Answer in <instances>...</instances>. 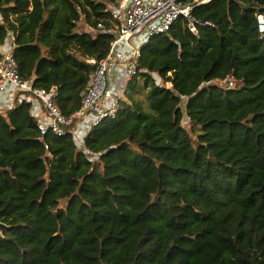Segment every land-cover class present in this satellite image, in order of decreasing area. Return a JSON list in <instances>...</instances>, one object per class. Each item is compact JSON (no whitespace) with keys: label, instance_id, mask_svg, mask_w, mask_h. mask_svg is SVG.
I'll list each match as a JSON object with an SVG mask.
<instances>
[{"label":"trees","instance_id":"1","mask_svg":"<svg viewBox=\"0 0 264 264\" xmlns=\"http://www.w3.org/2000/svg\"><path fill=\"white\" fill-rule=\"evenodd\" d=\"M183 2L198 33L181 16L152 36L83 139L0 112V264H264V0ZM113 3L0 0V61L12 30L21 77L71 115L114 36L79 22L109 27Z\"/></svg>","mask_w":264,"mask_h":264},{"label":"built area","instance_id":"2","mask_svg":"<svg viewBox=\"0 0 264 264\" xmlns=\"http://www.w3.org/2000/svg\"><path fill=\"white\" fill-rule=\"evenodd\" d=\"M196 1L200 4L209 0ZM193 7L194 4H184L183 0H115L109 7L110 26L99 22L96 28H89L95 33L103 31L114 36L104 58L87 57V62L96 65V69L81 91L80 108L71 115H65L57 103L56 86L36 87L32 79L21 77L14 56L15 32L9 31V38L1 46L0 112H6L18 102H26L31 105L41 135L50 132L63 136L70 131L77 139H83L90 128L106 117L115 116L128 91L126 81L138 76L142 48L152 36L168 32L181 16L189 21L191 31L198 33L196 23L199 21L192 15ZM257 19L259 30L264 32V11L258 13ZM119 77L122 86L113 90L112 84H116ZM233 84L230 78L228 85ZM4 95L8 96L7 103L2 101Z\"/></svg>","mask_w":264,"mask_h":264},{"label":"rangeland","instance_id":"3","mask_svg":"<svg viewBox=\"0 0 264 264\" xmlns=\"http://www.w3.org/2000/svg\"><path fill=\"white\" fill-rule=\"evenodd\" d=\"M78 30L82 31V30H90L89 27L87 26L86 22L84 20H81L79 22V25H78ZM140 80V88H139V93H135V96L136 97H139V98H144L145 97V94H146V86L144 85V82L142 81V78L139 79ZM122 86V80H121V77H119L118 81L116 84H112V89L113 90H116L117 87H120ZM125 97V96H124ZM183 106H184V103H183ZM184 125L190 129V125H189V122L187 119L184 120ZM66 202H63L62 203V206H65Z\"/></svg>","mask_w":264,"mask_h":264},{"label":"crops","instance_id":"4","mask_svg":"<svg viewBox=\"0 0 264 264\" xmlns=\"http://www.w3.org/2000/svg\"><path fill=\"white\" fill-rule=\"evenodd\" d=\"M2 101L4 103H7L8 102V96L7 95H4L3 98H2Z\"/></svg>","mask_w":264,"mask_h":264}]
</instances>
